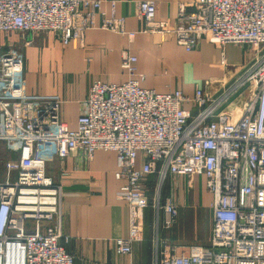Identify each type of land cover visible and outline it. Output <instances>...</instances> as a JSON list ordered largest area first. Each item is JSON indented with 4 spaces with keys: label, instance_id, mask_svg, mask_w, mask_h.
<instances>
[{
    "label": "built area",
    "instance_id": "obj_1",
    "mask_svg": "<svg viewBox=\"0 0 264 264\" xmlns=\"http://www.w3.org/2000/svg\"><path fill=\"white\" fill-rule=\"evenodd\" d=\"M192 6L172 25L155 21L152 1L137 2L135 16L141 32L172 35L187 52L201 40L251 47L255 58L232 86L217 98L200 87L192 97L156 93L141 86L136 58L123 53L127 81H93L74 130L59 119L60 101L26 96L22 54L0 46V139L18 154L15 179L0 184V264H74L61 243L68 242L60 222L62 188L46 176L50 150L59 160L78 150L88 158L115 153L114 175L125 181L117 196L128 210L127 237L114 240L119 255H130L140 241L150 209L151 264H264V0H195ZM110 9L106 17L95 0H0V34H51L64 46L90 29L132 39L134 32L114 15V1ZM243 86L249 99L242 113L218 112ZM150 176L156 177L152 190L145 186ZM194 176L204 177L212 196L209 245L160 252V233L178 215L173 180Z\"/></svg>",
    "mask_w": 264,
    "mask_h": 264
},
{
    "label": "crops",
    "instance_id": "obj_2",
    "mask_svg": "<svg viewBox=\"0 0 264 264\" xmlns=\"http://www.w3.org/2000/svg\"><path fill=\"white\" fill-rule=\"evenodd\" d=\"M101 1V12L109 17L110 3L115 2V17L124 20L127 32H134L128 39L102 29L87 30L82 39L71 40L66 46L51 34L20 36L0 34V46L12 45L23 56L24 92L37 102L60 101L59 119L67 128L76 129L89 88L93 81L121 84L127 76L120 69L123 53L136 58L137 72L144 75L141 86L156 93L166 94L179 90L192 97L196 87L217 98L230 88L255 54L248 45L227 44L222 48L201 40L187 52L176 44L172 35L158 32H141L142 22L135 16V4L152 1L156 5L155 21L174 24L180 11L190 13L195 0H95ZM99 21V15L96 17ZM222 61L224 64H222ZM5 92V87L1 88ZM246 87L238 88L226 97L218 108L231 117L242 113L248 101ZM185 109H193L189 105ZM5 159V160H4ZM18 154L0 139V184L13 181L17 173ZM4 160V161H2ZM139 165V162L137 163ZM116 155L110 151H96L91 157L78 150L59 160L50 150L46 161V176L62 188L61 227L68 239L63 246L74 257V264H151L153 257L152 216L146 211L140 241L133 243L131 254L119 255L114 240L128 234V210L117 192L124 180L117 179ZM195 178L202 188L195 187ZM174 200L178 215L165 239L158 243L160 252L170 247H188L182 229L183 219L190 218V210L206 208L201 221L205 238L197 245L208 246L212 196L205 191L202 176L176 177ZM156 177L147 178L145 186L152 188ZM194 217L198 215L194 214Z\"/></svg>",
    "mask_w": 264,
    "mask_h": 264
},
{
    "label": "rangeland",
    "instance_id": "obj_3",
    "mask_svg": "<svg viewBox=\"0 0 264 264\" xmlns=\"http://www.w3.org/2000/svg\"><path fill=\"white\" fill-rule=\"evenodd\" d=\"M40 34L45 35L43 33H40ZM250 64H251V62H250ZM5 144L10 149H14L11 146H9L6 142H5ZM4 160H2V161H4ZM202 185L203 184H202L201 180L195 178L194 186L202 188L203 187ZM205 191L207 192L206 188H205ZM209 210H210V207H209ZM148 211H150L151 216H152V210L148 209L147 212ZM195 211H196V214L198 215V217H194ZM205 212H206V208L197 209V210H190V218L189 219L188 218L183 219V221L181 222L182 224H184L182 226V229L185 232L186 241H190L193 245H197L198 244V242H196L197 239L200 240V239H204L205 238V230H204L205 227H204V224L201 221V215L203 217ZM152 221H153V218H152ZM168 232L169 231H161V236L165 239L166 233H168Z\"/></svg>",
    "mask_w": 264,
    "mask_h": 264
}]
</instances>
